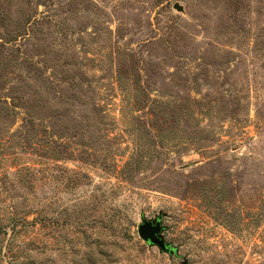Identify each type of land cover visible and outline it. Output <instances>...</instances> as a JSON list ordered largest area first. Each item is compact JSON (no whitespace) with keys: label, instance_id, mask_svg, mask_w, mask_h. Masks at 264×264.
Returning <instances> with one entry per match:
<instances>
[{"label":"rangeland","instance_id":"obj_1","mask_svg":"<svg viewBox=\"0 0 264 264\" xmlns=\"http://www.w3.org/2000/svg\"><path fill=\"white\" fill-rule=\"evenodd\" d=\"M1 222L4 264H264V0H0Z\"/></svg>","mask_w":264,"mask_h":264},{"label":"water","instance_id":"obj_2","mask_svg":"<svg viewBox=\"0 0 264 264\" xmlns=\"http://www.w3.org/2000/svg\"><path fill=\"white\" fill-rule=\"evenodd\" d=\"M174 7L180 11L184 9V7L179 2H176ZM163 217L164 214L161 213L155 219L144 218L138 226V234L150 246H157L161 251L177 254V248L174 247L171 242L166 241L162 235Z\"/></svg>","mask_w":264,"mask_h":264},{"label":"trees","instance_id":"obj_3","mask_svg":"<svg viewBox=\"0 0 264 264\" xmlns=\"http://www.w3.org/2000/svg\"><path fill=\"white\" fill-rule=\"evenodd\" d=\"M25 221H26V222H29V221L26 220V219H25ZM23 223H25V222L23 221ZM5 225H7V224H5ZM2 229H3V226H2V222H1V223H0V233H1ZM14 229H15V228H14ZM2 240H3V238L0 237V243H1V246H0V264H4V261H3V259H2V257H3V254H2V246H3L4 244H2Z\"/></svg>","mask_w":264,"mask_h":264}]
</instances>
